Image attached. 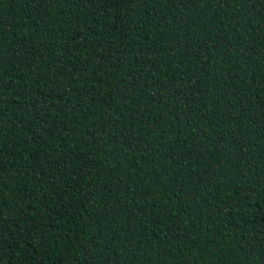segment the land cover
<instances>
[{"label": "trees", "instance_id": "1", "mask_svg": "<svg viewBox=\"0 0 264 264\" xmlns=\"http://www.w3.org/2000/svg\"><path fill=\"white\" fill-rule=\"evenodd\" d=\"M0 264H264V0H0Z\"/></svg>", "mask_w": 264, "mask_h": 264}]
</instances>
